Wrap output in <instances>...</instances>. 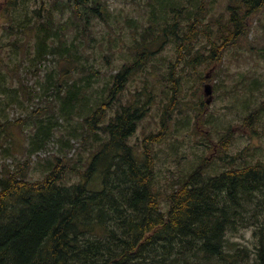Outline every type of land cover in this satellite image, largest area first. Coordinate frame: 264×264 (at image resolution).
<instances>
[{
  "label": "trees",
  "instance_id": "trees-1",
  "mask_svg": "<svg viewBox=\"0 0 264 264\" xmlns=\"http://www.w3.org/2000/svg\"><path fill=\"white\" fill-rule=\"evenodd\" d=\"M66 1L86 24L109 23L113 17L109 0ZM146 1L149 25L141 29V20L127 19L133 42H128L126 62L111 73L106 94L89 92L101 74L93 65L77 61V68L69 66L60 75L66 79L78 69L83 76L81 85L68 82L57 90L65 95L64 111L83 122L84 144L92 147L88 162L78 168L64 155L49 163L43 179L29 180L24 168L0 177V264H264V162L240 167L234 161L239 157L222 152L229 144V137H222L214 152L229 167L207 177L204 166H198L173 184L164 209L152 149L168 136L182 100L184 68L178 65L185 62L196 71L220 66L230 47L249 39V22L264 9V0H229V16L220 17L215 29L205 22L206 0ZM53 20L51 14L43 23H32L30 31L40 42L35 62L56 52L47 43L57 34ZM203 38L207 44H199ZM168 43L178 57L165 68V84L152 71L141 89L123 98L129 83ZM6 81L0 69L2 92L10 89ZM158 86L169 104L160 131L146 136L138 149L130 141L150 114ZM256 120L248 119L247 127ZM70 174L78 181L65 183ZM246 229L253 230V252L230 238Z\"/></svg>",
  "mask_w": 264,
  "mask_h": 264
},
{
  "label": "rangeland",
  "instance_id": "rangeland-1",
  "mask_svg": "<svg viewBox=\"0 0 264 264\" xmlns=\"http://www.w3.org/2000/svg\"><path fill=\"white\" fill-rule=\"evenodd\" d=\"M2 2L5 10L0 11V69L7 75L10 89L0 91V177L24 168L29 180L43 179L49 172V163L64 155L72 158L70 164L81 168L82 162H88L92 147L84 144L82 120L64 111L65 95L57 89L60 84L73 81L81 85L83 76L78 69L66 79L60 75L69 66L77 68V61L93 65L101 74L89 92L106 94L105 85L111 73L126 62L124 57L129 55L132 45L128 42H133L128 38V29L133 31V25L127 19L137 23L141 20V29L149 25L144 11L147 1L109 0L113 16L110 22L95 19L92 24L76 17L66 0ZM228 6L229 0H206L205 22H212L215 29L220 17L229 16ZM51 14L57 34L47 43L56 52L35 62L40 42L30 29L32 23H43ZM249 25L252 29L249 39L230 47L220 66L209 69L200 66L196 71L184 66L185 62L178 65L180 71L184 68L182 100L175 106L168 136L152 145L156 184L163 196L164 209L173 184L183 182L198 166H204L207 177L229 167L214 152V144L222 137H229L228 148L222 152L239 157L234 161L240 167L264 162V109H261L264 104V9ZM200 42L207 44L205 38ZM202 51L208 54L206 49ZM177 57L173 43L165 45L154 62L129 83L123 98L130 91L141 89L150 80L152 71L165 84V68ZM163 91L160 86L155 90L152 110L130 141L138 149L146 136L161 129L164 108L169 104ZM251 117L257 120L248 128ZM48 130L50 135L46 136ZM77 181L74 174L65 179L67 184ZM230 238L236 247L255 250L252 229L242 230Z\"/></svg>",
  "mask_w": 264,
  "mask_h": 264
}]
</instances>
